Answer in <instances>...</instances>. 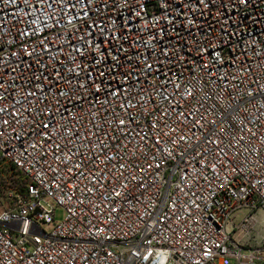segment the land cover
I'll return each instance as SVG.
<instances>
[{
    "label": "built area",
    "instance_id": "1",
    "mask_svg": "<svg viewBox=\"0 0 264 264\" xmlns=\"http://www.w3.org/2000/svg\"><path fill=\"white\" fill-rule=\"evenodd\" d=\"M0 264H264V0H0Z\"/></svg>",
    "mask_w": 264,
    "mask_h": 264
},
{
    "label": "rangeland",
    "instance_id": "2",
    "mask_svg": "<svg viewBox=\"0 0 264 264\" xmlns=\"http://www.w3.org/2000/svg\"><path fill=\"white\" fill-rule=\"evenodd\" d=\"M63 217H64V213H63L62 211L58 210V211L56 212V219H57L58 221H61V220L63 219Z\"/></svg>",
    "mask_w": 264,
    "mask_h": 264
}]
</instances>
